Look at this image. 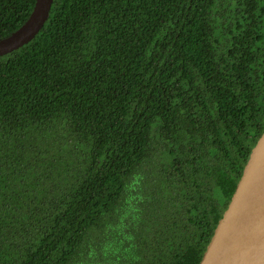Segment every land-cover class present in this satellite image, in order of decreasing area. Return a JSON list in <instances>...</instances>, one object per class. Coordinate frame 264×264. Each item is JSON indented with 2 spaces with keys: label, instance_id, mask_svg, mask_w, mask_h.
Masks as SVG:
<instances>
[{
  "label": "trees",
  "instance_id": "obj_1",
  "mask_svg": "<svg viewBox=\"0 0 264 264\" xmlns=\"http://www.w3.org/2000/svg\"><path fill=\"white\" fill-rule=\"evenodd\" d=\"M263 133L264 0H53L0 57V264H200Z\"/></svg>",
  "mask_w": 264,
  "mask_h": 264
},
{
  "label": "water",
  "instance_id": "obj_2",
  "mask_svg": "<svg viewBox=\"0 0 264 264\" xmlns=\"http://www.w3.org/2000/svg\"><path fill=\"white\" fill-rule=\"evenodd\" d=\"M52 5L53 0H37L27 22L0 40V57L31 42L43 29ZM200 264H264V133L251 151Z\"/></svg>",
  "mask_w": 264,
  "mask_h": 264
}]
</instances>
